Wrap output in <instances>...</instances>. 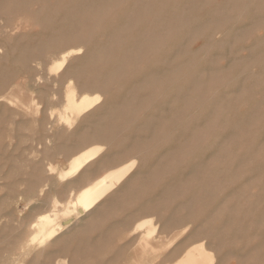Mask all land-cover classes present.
Wrapping results in <instances>:
<instances>
[{"label": "rangeland", "instance_id": "374dc122", "mask_svg": "<svg viewBox=\"0 0 264 264\" xmlns=\"http://www.w3.org/2000/svg\"><path fill=\"white\" fill-rule=\"evenodd\" d=\"M0 49V264H174L201 241L215 264H264V0H0ZM70 82L104 98L75 122L60 118ZM96 143L95 161L59 177ZM133 157L98 219L30 241L53 199L63 209ZM154 209L163 229L145 254L146 229L131 230Z\"/></svg>", "mask_w": 264, "mask_h": 264}, {"label": "bare ground", "instance_id": "6f19581e", "mask_svg": "<svg viewBox=\"0 0 264 264\" xmlns=\"http://www.w3.org/2000/svg\"><path fill=\"white\" fill-rule=\"evenodd\" d=\"M15 36H17V35L15 34ZM10 39H14V38L12 37ZM77 40L79 41V39H77ZM82 41H84V40L82 39ZM80 43H82V42L80 41ZM81 48L72 47V48H68L67 50L63 51L61 53L60 57L57 60H55L50 65V67L48 66L49 70L52 72H55V73L63 70L67 66L69 60L74 55L80 53ZM0 53L1 54L3 53V49H0ZM68 69H69V67H68ZM42 78H45V77L42 76ZM34 81H36V80L34 79ZM70 81H71V79H70ZM71 83L72 82H70V86L73 85V83H72V85H71ZM70 86H69L68 90L66 91V103H65V105L63 104L64 105V111L60 112V118L67 121V122H75L76 119L80 115H82L83 113L93 109L94 107L99 105L102 101L104 102V100H103L104 98L101 94H93V96L90 94H86V95L79 97L76 86L75 85H74L75 87L74 86L70 87ZM102 93H104V92H102ZM12 101H14V100H12ZM108 101L109 100H107V102ZM105 104H107V103H105ZM101 105H102V103H101ZM5 107H4V109H5ZM98 107H100V106H98ZM98 109H100V108H98ZM68 111H71L72 113L76 114L77 117L71 118L70 117L71 115L69 116ZM97 111H99V110H97ZM91 114H93V113H91ZM85 118L86 117H84V119ZM77 122H78V120H77ZM49 129H50V127H49ZM160 133H162V132H160ZM106 141H108V140H106ZM105 150H106L105 144H97V143L93 144L92 146H89L87 148H84L83 150H81L77 154H75L70 159V161H68L67 166L65 168H63V169L60 168L61 170H58V168L56 167V169L59 172V177L61 179H68L69 177H73V176L81 173L85 169L86 166H88L92 161H95ZM138 166L139 165H138L137 157H133L130 160H128L127 162H125L119 166H116L115 168H110L105 173H103L102 175L98 176L97 178L93 179L91 182H89L88 184L83 186L74 195V197L68 201V203L64 206L63 209H56L58 207L57 205L59 202L56 201L55 199H53L54 200L53 201V204H54L53 207H55V208L52 210V212L39 215L37 217V219L31 223L32 228L35 229V231H34L35 235H33V237L31 238L30 241L33 242L35 240L36 241L41 240V242L46 243V245L47 244L58 245L59 241L61 240L60 236L64 232H68L69 234H71V232L79 230L78 232L80 233V231H81L80 229H82V227H84L83 225H85L87 221L91 222L90 220L92 218L98 219L97 215H99V214H96V216H95V215H93V212L91 210L94 209L102 200L104 201V199L110 193H112L115 189L118 188V186H120L122 183L124 184L132 176V174L138 168ZM52 168H55V167H52ZM54 170H53V172H54ZM55 172H56V170H55ZM198 173H200V172H198ZM198 181H200V180H198ZM191 183H193V182H191ZM194 192L197 193V191H194ZM112 205H114V203ZM99 206H102V208L101 207L100 208L104 210L103 205H99ZM152 211H153L152 216L148 217L149 216L148 215L147 217L138 220L135 223L133 229L131 230L134 233H136L138 231L146 229L144 236L140 235L142 237H140V240H139L140 241L139 242L140 247L142 248V253L144 252L145 254H147L149 248L154 249V246H153L154 241L152 242L151 238L156 234V232L159 228V225H160V221L155 220L156 218H158L160 212L158 211V209H154ZM103 214H101V215H103ZM84 216H87L86 219L85 218L83 219ZM97 219H95V220H97ZM76 220L79 221L78 224L74 223ZM86 225H85V227H86ZM162 229L163 228H161L160 230H162ZM186 230H187V228L183 229V231H186ZM183 231L179 232L178 234H175L174 237L169 238L168 243L170 245H171V243H174L175 240L177 239V237L179 238V235L184 233ZM75 233H77V232H75ZM75 233H73V234H75ZM129 234L131 235L132 233H129ZM72 236H74V235H72ZM65 240H67V238ZM38 242H36V243H38V245H40V241H38ZM51 242H53V243H51ZM160 242L162 243L161 240H160ZM44 245L45 244H43V246ZM138 256H139V254H138ZM135 258H136V256H135ZM216 261H217V257H216L215 252L208 250L206 247V243L204 241H201L200 243L193 244L189 249H187L184 252V254L174 264H215ZM132 263H134V262H132ZM59 264H70V263L67 260H62L61 262H59Z\"/></svg>", "mask_w": 264, "mask_h": 264}]
</instances>
